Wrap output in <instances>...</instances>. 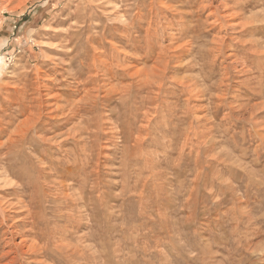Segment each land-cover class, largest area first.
Returning a JSON list of instances; mask_svg holds the SVG:
<instances>
[{
	"label": "rangeland",
	"instance_id": "1",
	"mask_svg": "<svg viewBox=\"0 0 264 264\" xmlns=\"http://www.w3.org/2000/svg\"><path fill=\"white\" fill-rule=\"evenodd\" d=\"M0 245L264 264V0H0Z\"/></svg>",
	"mask_w": 264,
	"mask_h": 264
},
{
	"label": "bare ground",
	"instance_id": "2",
	"mask_svg": "<svg viewBox=\"0 0 264 264\" xmlns=\"http://www.w3.org/2000/svg\"><path fill=\"white\" fill-rule=\"evenodd\" d=\"M97 54H98V53H97ZM134 84H135V83H134ZM188 87H189V86H188ZM192 91H193V90H192ZM35 97H36V96H35ZM141 110H142V109H141ZM40 111H41V110H40ZM13 123H14V122H13ZM25 123H26V121H25ZM22 128H23V127H22ZM24 129H25V128H24ZM18 134H19V133H18ZM62 190H63V189H62ZM9 200H10V199H9ZM55 203H56V202H55ZM55 203H54V204H55ZM234 209H235V208H234ZM3 211H4V209H3ZM3 211H2V212H3ZM30 212H31V211H30ZM62 212H63V211H62ZM4 213H5V212H4ZM31 213H32V212H31ZM225 213H226V212H225ZM32 217H33V216H31V218H32ZM29 218H30V217H29ZM29 218L26 219V220H30ZM33 220H34V219H33ZM179 220H180V219H179ZM27 222H28V221H27ZM32 222H33V221H32ZM24 223L26 224V222H24ZM28 223H29V222H28ZM34 223L36 224V222H34ZM25 224H24V225H25ZM30 224H31V223H30ZM32 226L34 227V225H32ZM36 228H38V225L36 226ZM29 229H30V228H29ZM9 230H10V229H9ZM152 230H153V229H152ZM30 231H31V230H30ZM33 231H34V229H33ZM31 232H32V231H31ZM34 232H35V231H34ZM39 232H40V231H39ZM29 233H30V232H29ZM32 233H33V232H32ZM30 234H31V233H30ZM34 235H35V234H34ZM34 235H33V236H34ZM41 235H42V234H41ZM241 235H242V234H241ZM33 236H32V237H33ZM159 236H160V235H159ZM227 236H228V235H227ZM247 236H248V235H247ZM38 237H39V236H38ZM172 237H173V236H172ZM243 237H244V236H243ZM245 237H246V236H245ZM30 238H31V237H30ZM39 238H40V237H39ZM155 239H156V238H155ZM157 239H158V238H157ZM157 239H156V240H157ZM248 239H249V238H248ZM248 239H247V240H248ZM34 240H35V239H34ZM34 240H33V241H34ZM36 240H37V239H36ZM207 240H209V239H207ZM249 240H250V239H249ZM31 241H32V240H31ZM37 241H38V240H37ZM37 241H36V242H37ZM55 241H56V240H55ZM167 242H168V241H167ZM178 242H179V240H178ZM179 243H180V242H179ZM161 244H162V243H161ZM35 245H36V244H35ZM240 245H241V244H240ZM0 246H1V245H0ZM40 246H41V245H40ZM35 247H36V246H35ZM238 247H239V246H238ZM34 249H35V248H34ZM46 249H47V248H46ZM191 249H192V248H191ZM38 250H39V249H38ZM192 250H193V249H192ZM204 250H205V249H204ZM36 251H37V250H36ZM9 252H11V251H9ZM12 252H13V251H12ZM31 252H32V251H31ZM34 252H35V251H34ZM44 252H46V251L44 250ZM188 252H189V251H188ZM3 253H4V252H3ZM73 254H74V253H73ZM2 255H3V254H2ZM14 255H15V254H14ZM81 255H82V254H81ZM210 255H211V253H210ZM45 256H46V255H45ZM67 256H68V257H67L66 259L72 257L71 255H70L71 257H69L68 254H67ZM3 257H4V256H3ZM16 257H17V256H16ZM155 257H156V256H155ZM1 258H2V257H1ZM177 258H178V257H177ZM188 258H189V257H188ZM1 260H2V259H1ZM1 260H0V261H1ZM68 260H69V259H68ZM91 260H92V259H91ZM96 260H97V259H96ZM71 261H73V262L75 263L74 260H71ZM71 261H68V262H71ZM20 262H21V261H20ZM171 262H172V260H171ZM204 262H205V261H204ZM260 262H261V261H260ZM0 263H1V262H0ZM15 263H18V260H17ZM202 263H203V261H202ZM205 263H206V262H205ZM6 264H7V263H6ZM8 264H9V263H8ZM21 264H22V263H21ZM71 264H72V263H71ZM75 264H77V263H75ZM148 264H149V263H148ZM163 264H164V263H163ZM203 264H204V263H203Z\"/></svg>",
	"mask_w": 264,
	"mask_h": 264
}]
</instances>
